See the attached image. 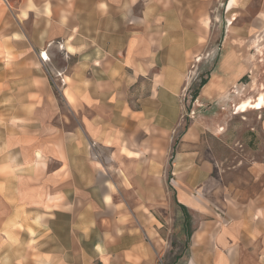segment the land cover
Instances as JSON below:
<instances>
[{"label": "crops", "instance_id": "crops-1", "mask_svg": "<svg viewBox=\"0 0 264 264\" xmlns=\"http://www.w3.org/2000/svg\"><path fill=\"white\" fill-rule=\"evenodd\" d=\"M242 1L225 9L227 36ZM174 2L0 0V264H159L172 243L158 216L184 234L178 214L192 223L184 264H264V0L247 11L262 36L246 45L249 91L209 121L238 76L221 60L169 158L188 57L214 33L207 0ZM246 98L261 106L239 112L237 144L254 151L241 176V159L201 143Z\"/></svg>", "mask_w": 264, "mask_h": 264}, {"label": "rangeland", "instance_id": "rangeland-1", "mask_svg": "<svg viewBox=\"0 0 264 264\" xmlns=\"http://www.w3.org/2000/svg\"><path fill=\"white\" fill-rule=\"evenodd\" d=\"M180 1L181 0H178L177 3L174 2V11L177 13H180L182 10L185 11V9L188 7H190V9L198 7V4L196 3H190L187 5L181 4ZM262 1L263 0H250L249 2H246L243 0L242 4L237 9L239 15L237 16V19L233 20V34L231 36H227L228 25L230 21L225 19L223 16L226 13L225 9L227 10V8H230L232 3L230 0H228L227 5L226 0H207L205 7L207 8V13L212 15L210 31H214V33L206 40L205 46L201 52H191L190 56L188 57L189 64L187 68L184 69L183 83L179 90L181 107V113L179 115L180 124L177 126V128H175V130H173V133L170 137L171 149L169 151V158L171 157L170 155L172 151L176 148V144L182 134H180V132H184L187 126L191 123V120L193 119L191 117H196L200 113L199 110H197V97H195L194 100L192 99L193 92L197 88L200 80L207 79V76L213 70H215V67L221 60L222 61L220 63L225 68V70L223 69L224 74H228L229 66L232 68L236 66L238 70V76L232 84H230V81H228L226 84L220 85V88L217 89V91L220 93L217 95L220 100H215V103H219L217 106L218 109L216 107V110L212 111V113L209 115L211 116V120L209 119V121H212L213 124L215 122L213 118H215V116H221V112H224L223 115H225V112L228 109L226 104H230V100L227 98L229 92L234 94L237 93L239 97H242L245 92L249 91V88H246L249 81V72H243L245 71L244 69L246 67L243 61H246L245 57H247L248 54H251L247 51L248 48H246V45H256L258 42L259 44H262V36L247 35L248 28L253 26L251 24V20L248 18V12L250 11L253 13L259 10L261 8ZM216 16L219 18H215ZM262 23V21H258L255 26L260 27ZM235 45L236 47H234ZM172 55L177 56V53H172ZM146 84L147 83L144 79L140 80V88H143ZM200 88L198 89V92ZM144 90L145 88L142 89V91ZM213 105L214 100H209V102L204 103L202 106H205V108L209 109ZM255 107V101H251L250 98L241 100L235 106L231 104V109L229 112H227L228 116L225 119L226 126H216V129L211 127V132H206L203 135V140L201 143V148L203 149L204 155L206 157L213 158L215 155H219L221 157L223 156L224 158H228L229 160L232 158L236 160L241 159L243 163L238 165L240 169L239 174H241V176H246V174H244L246 162L244 163V161L249 159L247 156H250L251 154V156H253L254 151L252 145H249L250 149H245L244 145L241 147L239 144H237V141H240L241 144L242 141L245 143V139L247 142L248 140L246 136L249 134L247 132L249 130L244 120L246 117H242L239 112H244ZM219 121L220 120L217 122ZM227 126L228 129L226 131ZM214 133L215 135L216 133H221V139L215 138ZM254 137H258V139L262 137L264 138V136L261 135ZM232 145L234 149L232 148ZM243 157H246V160ZM166 171L167 176L171 177L168 164ZM169 182L170 181L168 179V185ZM158 218L162 224V227L160 228L161 236L164 238V236L168 235V240L172 243V247L169 248V254L163 255V261H160L159 264H184L186 259L185 253L188 239L187 231H190L192 224L191 217L188 214H178L175 216L174 225L177 228L179 227V223L182 221V219L185 218L186 232L184 234H181L179 229L168 232L167 226L171 225L170 221H167L160 215Z\"/></svg>", "mask_w": 264, "mask_h": 264}, {"label": "trees", "instance_id": "trees-1", "mask_svg": "<svg viewBox=\"0 0 264 264\" xmlns=\"http://www.w3.org/2000/svg\"><path fill=\"white\" fill-rule=\"evenodd\" d=\"M207 81V79H201L200 80V82H199V84H198V86H197V88L195 89V91L193 92V94H192V99L194 100L195 99V97L197 96V92H198V89L201 87V86H203L204 84H205V82ZM181 133H183V131L182 132H180V134ZM190 236V231H187V238Z\"/></svg>", "mask_w": 264, "mask_h": 264}, {"label": "bare ground", "instance_id": "bare-ground-1", "mask_svg": "<svg viewBox=\"0 0 264 264\" xmlns=\"http://www.w3.org/2000/svg\"><path fill=\"white\" fill-rule=\"evenodd\" d=\"M233 0H230V2L232 3ZM264 84V83H263ZM256 107H260L261 106V100L258 99L255 103Z\"/></svg>", "mask_w": 264, "mask_h": 264}]
</instances>
